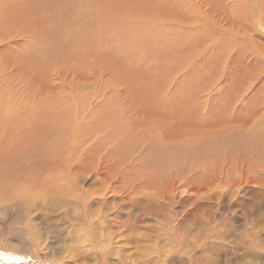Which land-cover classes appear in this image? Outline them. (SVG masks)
Listing matches in <instances>:
<instances>
[{
	"label": "rangeland",
	"instance_id": "1",
	"mask_svg": "<svg viewBox=\"0 0 264 264\" xmlns=\"http://www.w3.org/2000/svg\"><path fill=\"white\" fill-rule=\"evenodd\" d=\"M24 1L26 0H0V6L3 5L6 10L8 9L11 11L13 9L12 5H14L15 10L17 7H21L20 9H22ZM71 1L74 3L73 6L81 7V5H79L81 0ZM88 1L91 2V0ZM263 1L264 0H255L258 5L252 3L251 0H101V4L98 1L94 2L96 6L89 7L86 4L83 6L85 8L83 13L85 14L86 12V14L82 16L81 21L85 17L87 22L86 20L82 21L81 27L83 29L81 32L79 33L75 30L78 27V24H76L75 28L72 26L68 30H63L64 35L61 36V41L64 44H68L66 41H73V44L70 45L71 49L68 47V51L76 52L78 48V53H80L82 43L80 44L78 42L80 39L79 37H83L85 34L89 36L88 32L83 30H87L88 26H93L96 29L91 32V35H94L92 38L97 40L99 37L98 34L102 36L103 45H100L99 49L107 51L102 52L99 58L101 61L93 63L97 57L95 56L96 54L92 55L87 53V56L78 58V56H70V53L67 52L62 54L59 58V62L52 66L51 63L48 62L51 58L49 49H46L41 52L46 62L43 68L39 70L30 65L25 66L23 62L20 63L19 54L21 52L28 53L33 51V47L37 44V33L31 35L34 31L41 28H48L49 26L53 29L52 22H37L39 16H43L45 19L52 21L51 15L55 14V18L57 19L58 10L62 12L60 10L62 7L61 5L56 4V6H53L51 0L45 1L39 8L35 6L33 10L26 13L24 17L23 15L16 16L18 20H20V24L15 26L11 25L9 27L7 25L1 26L0 24V116L4 112V110H1L2 108H15L16 105L19 107L34 105L37 97L41 94L42 96L40 97H45L44 99L48 97L57 99L63 95H69L70 99L74 102L75 111L73 110V113L78 120V124L83 120L84 123L88 122L92 111L97 106L101 103L110 105L114 103L112 100H116L117 106L120 107L121 111L123 109L124 111L126 110L125 113H127V115L129 113L131 116H128L130 118L132 117L131 119H137H133V121H136V123L132 121L134 124H137L138 120L144 121L142 119L144 118L143 116H150L152 111L142 106L143 102L141 99L137 98L138 100H136V98L132 97V91L127 80L117 76V71H114L117 69L104 64L103 60H105V56L110 62L115 60L112 56H116L122 60V67H128L126 79H136L134 83L139 84L140 87L134 89L139 90L141 93L151 91L150 94L152 96L163 98L162 106L164 107L173 106V102L174 100L177 101V97H181L182 99L185 97L188 100L187 102L183 100L185 106L183 103V106L181 105L183 109L181 111L183 119L182 117L179 119L173 118L174 120L170 118V121H173L169 123L168 116L166 117L168 119L165 118V121L168 120L166 123L163 118L162 122H160L161 124H157L159 128L155 129L157 133H154V140L158 138L168 147L171 145L170 147L174 146L177 148L181 146V142L184 141L182 139H185V137L192 136L198 139L197 137L200 136L199 138L201 139L204 131L208 130V127L211 128V124L208 125L205 121L206 117H209L214 111H212V109H215L220 102H222V104L225 103L226 106L224 109H227V111L221 109L222 115H220L222 119L218 122V127L224 128L225 126H229L230 129H236L238 127L239 130L248 132L250 130L249 128L264 115V104L262 101L264 98V11L261 10L258 12L255 7H260ZM232 3H239L240 8L236 9V6H232ZM73 6L70 10L62 12L68 15L70 19L76 17ZM2 15L0 7V16ZM257 15L259 17H257ZM258 21L262 23L258 25ZM12 22L17 21L14 20ZM24 27L28 28L23 30L22 28ZM42 31L43 30H41V32ZM205 31L206 33H204ZM192 35L194 37L193 39ZM74 38L77 41L74 40ZM227 38H229L228 41ZM88 48L90 52H94L92 46ZM74 49L76 51H74ZM54 53L53 58L57 57L56 55L58 52L54 51ZM170 54H172V58H167L171 57ZM69 56L72 61L71 64H69L70 66H67L68 64L64 63L67 62V57ZM60 59H62V61ZM96 60H98V58ZM204 60H206V64H204ZM48 64H50V67L45 68ZM169 71L171 72L168 73ZM165 72L168 73L167 77H164ZM236 80L238 81L236 82ZM228 84H230V86ZM232 85L233 87H231ZM107 86L110 87L108 88ZM240 88H242V92ZM179 92H182V95ZM178 94H180V96ZM34 96L37 97L35 98ZM217 97H219L220 100L223 98L224 101H220ZM34 98L36 100H34ZM8 100L12 103L8 102ZM258 100L262 102L259 104ZM188 102H191L190 105H188ZM227 102L228 105L226 104ZM254 104L256 107H254ZM186 106H188L187 109ZM252 106L256 112L253 111L250 114L253 108ZM80 107H84V113H81L83 110H76ZM192 107L194 109H192ZM249 107H251L250 110ZM144 110L147 112H143ZM186 110L188 113H186ZM260 111L263 112L261 113ZM254 112L257 114L253 115ZM249 115L251 117H249ZM260 115L261 117H259ZM184 118L189 119H186L189 124ZM180 119L182 121L178 122ZM184 121L187 122L189 127L184 128L185 125H187H184ZM190 121L195 124H192ZM177 123L181 126L184 125V127H181ZM78 124L75 123L74 127H72L75 132L71 131L65 136V138L70 136L74 138L68 139L67 144L64 145L61 151L53 153V157L55 156L54 158L61 159L59 161H53L54 164L45 162L44 166L40 167L45 173L43 172L44 174L42 173L40 175L42 178L39 179V181L47 184L43 178L44 176L49 179L50 183L53 180V176H68V179L66 177L67 183L71 187L69 197L74 199L80 193L77 191L83 189L90 190L92 187L99 186V183L95 182L93 178L96 174L95 171H98L102 177L104 176L103 179L106 181L110 180L112 183H109L113 184L110 186V191H112L105 194L102 201L100 200L102 203L101 206L103 207L102 209L105 211L108 209L116 211L115 217L121 218L120 222L122 223L112 221L100 234L101 236L96 238L94 242L91 241V243L84 241L83 238L79 239L78 236L80 235V231L78 230L73 232L72 239L70 240L63 241L62 239L64 238L62 236L53 235V238L50 239L53 240V242H51L52 248L48 252L49 255L59 256L62 247H66L70 252L68 255L67 253L64 254L65 264H76L77 262H82L81 260L88 261L89 264H99L100 262H104V264H159V262L163 260L160 256L162 254H169L172 257L165 255V261L171 260L173 263L179 264V258H186L191 254L195 256V254L199 255L200 252H204L203 257L195 256L198 262L194 264H212L211 260L213 259H222L225 258L224 256L229 257L231 252L234 251L235 253H239L238 245H241L244 240L248 243L250 252L256 249L255 251L260 252L264 256V143L259 149L251 148L252 150H249L250 153L237 150L234 151L233 154H228L223 150L225 152L222 153L223 151H221L222 155L220 154L221 156L219 155L218 158L214 156H202L205 159L200 158L197 160L198 162L193 159L190 161V159L187 158L186 162L182 159L183 163L180 160L178 161L179 163L175 162L171 165L169 164V167H166L168 166L167 164L163 166L161 170H156L154 167L149 168L150 165L148 162H145L142 158L145 157L144 154L148 150L146 141L143 142L145 145H143L142 142L137 144L134 147L136 148L134 149L135 151H131L129 155L122 154V152L119 153L120 150L116 146V140L104 142V140H101L102 137L98 136L100 134L96 132H91L87 135L85 133L83 134V132H79V129H76L78 128ZM173 125H175L174 127H176V129L180 128V130H182L184 128L183 130L185 133L177 135V133L171 129ZM169 127L171 130L168 129ZM193 127L197 129L195 128V130ZM191 128H193L192 131ZM238 128L236 130H238ZM168 130H170V132ZM167 131L169 135H167ZM172 132L174 135H172ZM175 134L177 136H175ZM160 137L163 138V140ZM176 144L179 145L177 146ZM68 149L70 150L68 151ZM138 151L141 152L139 153ZM136 156L139 159H137ZM139 156L142 157L140 158ZM42 158H44V160ZM45 160L47 159L41 156V161ZM66 160L75 163L78 162L82 167L77 171L73 170L69 172L66 167ZM136 162L140 167H136ZM202 163L205 164L203 165ZM140 168H143V170ZM114 171L117 172L114 173ZM69 173L74 175L72 176ZM69 175L71 176L69 177ZM73 178H76V182L73 181ZM128 178L131 179L134 183L133 185H135L134 194L132 195L131 193L129 196L131 200H133V203L134 201L135 203L130 208L132 213L128 212L127 215V213H121L116 208L120 200L118 194L121 193L122 190L120 189H123L124 182H127ZM77 185L78 187H76ZM156 185L158 186L156 187ZM156 190L157 192H152ZM59 191H61V189H59ZM172 191H174V193ZM237 192H239V194ZM168 197H170V199ZM156 198H158L159 201ZM153 199L156 201H153ZM164 199L165 203L163 201ZM139 200H141L143 204L139 202ZM123 201H129V199H124ZM150 205L153 206V208ZM146 206L148 213L146 209H144ZM169 208L171 209L170 211L168 210ZM42 215L43 213L41 212L33 216L31 220L33 223L41 226L45 219L43 217L42 220ZM124 215L128 216V220L124 219ZM151 219L155 220L152 221ZM17 222V216H5L4 219L0 221V233H4L6 236L9 232L17 231L20 228ZM184 224L185 227H183ZM162 228L164 230H162ZM194 231L195 233H193ZM157 233H159V235H157ZM195 235L196 237H194ZM159 236L160 240L158 239ZM210 236L215 238L213 243L211 245L206 244L204 246L205 249L202 247L204 250L199 248L202 241ZM174 237L178 240L177 246L172 241ZM219 240L222 242L220 243L223 249L222 252L215 248V244L219 242ZM226 240L227 242H225ZM85 249L88 251L82 252V250ZM80 251L81 254H79ZM25 258L32 259L28 256ZM101 258H103V260H100ZM251 259H247V261L250 262ZM237 261H241V259L238 258ZM257 261L258 263L254 264H264V259L260 258ZM250 263L253 264V262Z\"/></svg>",
	"mask_w": 264,
	"mask_h": 264
},
{
	"label": "bare ground",
	"instance_id": "2",
	"mask_svg": "<svg viewBox=\"0 0 264 264\" xmlns=\"http://www.w3.org/2000/svg\"><path fill=\"white\" fill-rule=\"evenodd\" d=\"M45 1H48V0H26V1H24V4H23L22 9H20L21 7L20 8L17 7L16 10H15L14 5H12V7H13L12 11L7 9L9 12L6 10V8L3 5H1L0 7H1L2 14H3L2 16H0V24H1V26L7 25L9 27L11 25L12 26H15L17 24H20V20H18V18L16 16L23 15V17H24V15L26 13H28L29 11L33 10V8L35 6H37L36 8H39ZM51 1L53 2V6H56V4L61 5L62 7H61L60 10L62 12H64L65 10H70V8L74 5L73 1H71V0L70 1H68V0H56V1L51 0ZM96 1H98L101 4V0H91V2H89L88 0H81L79 2V5H81V7L80 6H73V8L75 9V13H76V17L74 19L68 18V15L60 12L59 10H58L57 19L55 18L56 17L55 14L51 15L52 21L51 20H48V19H45L43 16H39L37 22H39V23H42V22H52L53 29L49 26L48 28L38 29V30H36L37 32L34 31L31 34V35H34V34L37 33V44L33 47V51H31V52H28V53H25V52H21L20 53L19 52L20 54L17 53V54H19L20 63L23 62L24 63L23 65H25V66H27V65L29 66L30 65V66H32L34 68H37V69L41 70V68H43L44 63L46 62V60H45V58H44V56H43V54L41 52L42 51H45L46 49H49V54H50L51 58L48 60V62L51 63L52 66H53V64L59 62V58H60V56L62 54L67 53V52L70 53V56H72V57H77L78 56V58L79 57H85V56H87V53H90L92 55L96 54L95 56H97L96 59L98 58V60L95 59V61L93 63H96V61L97 62L98 61H101V59H99V58L101 57L102 52H107V51L104 50V49L103 50H100L99 49V46L100 45H103V43H102V36H100L98 34L99 37H98L97 40H94L92 38L94 35H91V32H93L96 29L95 27L88 26L87 27V30H83V31H87L89 36H86V34H85L83 37H79L80 39H79L78 42L80 44L82 43V48H80L81 49L80 53H78V48L77 47H76L77 48V51L75 50L76 48L74 49V51H76V52H73V51L72 52H69L68 51V49L70 48V45L73 44V41L72 42L66 41L69 45L66 44V43L64 44L61 41V36L64 35L63 34V30L64 31H65V29L68 30L72 26H73V28H75L76 24H78V27L75 30L78 31L79 33L81 32V30L83 29L81 27L82 21H85L86 20V22H87V19H85V17L81 21L82 16H85V14H86V12H85V14L83 13L84 10H85V8L83 6L86 5V4L89 7L96 6L94 4V2H96ZM251 2L254 3V4H257L255 2V0H251ZM220 4H221V2H220ZM234 5L236 6V9H239L240 8L239 3H237V4L232 3V6H234ZM221 7H222V4H221ZM255 7L257 8V11L258 12H260L261 10L264 11V1L262 2V5H260V7L259 6H255ZM257 17H259V16L257 15ZM256 19L259 20L258 18H256ZM14 20L17 21V22H12ZM260 21H258V23H257L258 25L262 23ZM26 28H28V27H24L22 29L23 30H26ZM41 30H43V31L41 32ZM99 30H100V28H99ZM102 31H103V29H102ZM52 33H53V35H52ZM204 33H206V31ZM193 38L194 37L192 35V39ZM228 39L229 38H227V41H228ZM74 40H76V39L74 38ZM259 44H261V43H259ZM73 46H75V45H73ZM76 46H78V45H76ZM79 46H81V45H79ZM89 46H92L94 48V52H90V50L88 48ZM30 47H29V49H30ZM218 47H219V45H218ZM53 50L56 51V52H58L57 55H56L57 57H55V58H53V54H55ZM213 55H216V54H213ZM217 55H219V54H217ZM70 56L67 57V62L64 63V64H68L67 66H70L69 64H71V61H72L70 59ZM170 56L171 57H167V58H172V54H170ZM112 57L115 60L113 62H110L106 58V56H105V60H103L104 61V64L106 66L111 67V68L113 67V68L117 69V70H114V71H117V74H118L117 76L118 77L120 76L123 79L127 80L128 84H129V86L131 88V91H132V97L136 98V100L141 99V101L143 102L142 103V106H144L145 108L150 109L152 111L151 112L152 114L150 116H147V117L143 116L144 118H142V119L144 121L138 120L137 121V124H134L133 122L136 123V121H133L134 118L131 119L132 117L130 118L128 116L130 114L128 113V115H127V113H125L126 110L124 111V109H123L121 111L120 107L117 106V104H116V100H112L114 103H112L110 105L107 104V103H104V104L101 103L99 106H97L92 111L91 117H90V119H89L88 122H85L84 123L83 122L84 120H83L80 124H78V120L75 117V114L73 113V110H74V102L70 99L69 95H63V96H61V97H59L57 99H52V97H48V98L44 99L45 97H43V98L40 97V96H42L40 94V96H38V97L36 96L37 97V100L35 99L36 97L34 96L35 97L34 100H36V101L34 102L35 104L34 103H31V104H34L32 106H28V105L25 106L24 105L22 107H19V106L16 105L17 106L16 107L14 105L15 108H9V107L7 108L6 107V108H2L1 109V110H4V112L0 116V221L3 220L5 216H13V215H15V216L18 217V222L17 223H18V227L20 226V228L17 231H12V232L7 233L6 236H5L4 233H0V264H65L64 263V257H65L64 254H66V253H67V255L69 254L70 250L68 248L62 247V251H61V253H60L59 256L49 255L48 254V252L52 248L51 247L52 246L51 242H53V240H50V239L53 238V235H60V236H62L64 238L62 240L65 241V240L72 239L73 232L75 230H78V231H80L79 232L80 235L78 236L79 239L80 238H83L84 241H88L89 243H91V241L94 242V240L96 238H98V237L101 236L100 234L105 230V228L109 225V223H111L112 221L120 222L121 218H119L117 216L115 217L116 211H111V209H108V210L105 211V210L102 209L103 207L101 206L102 205L101 201L104 199L103 196L105 194H107L108 192H111L112 191V190L110 191V186H112L113 184H111L112 182L110 180L109 181H106L105 179H103L104 176L102 177V175L98 171H95L96 174L94 175L93 178H94V181L95 182L99 183V186L98 187H94V188L92 187V189H90V190L89 189H85V190L83 189L81 191H77V192H80V193L74 199H71L69 197L70 196V193H71V190H70L71 187L67 183L68 176H65V175H63L61 177H55V176H53V180L51 181V183H50L49 179L46 176H44L43 178L45 179V181L47 182V184L44 183V182H42V181H39V179L42 178V176L40 177V175L43 172L45 173V171H42L41 170L42 168H40V167L44 166L45 162H47V163H53V161H59L61 159V158H54L55 156L53 157V153H58L59 151H61V149L64 147V145L67 144L68 139H70V138L73 139L74 138L72 136L65 138V136H67V134L70 133L71 131L72 132H75L74 128H72V127H74L75 123L78 124V128H76V129L77 130L79 129V132L81 131V132H83V134L85 133L87 135L88 133L96 132V133L100 134L98 136L102 137L101 140L102 141L104 140V142L105 141L106 142H110L112 140H116L117 141L116 146L120 150L119 153L122 152V154L124 153V154H128L129 155V153L131 151H133L134 149H136L134 147L137 144H139L141 142L143 144V142L146 141L147 144H148V150L144 154L145 157H142V156L141 157L143 158V160H145V162H148V164L150 165L149 168L154 167L156 170H161L162 167L165 166V165H167V164H168V166H166V167H169V164L171 165V164H173L175 162H178L180 160L182 161V159H184L185 162H186L187 158H189L190 161H192L191 159L196 160V161L198 159H200V158L205 159L202 156H214V157H217L218 158V156L221 154V151H223V150H225L226 153H228V154L229 153H232L233 154L234 151H237V150L243 151L244 153L245 152H247V153L249 152L250 153L249 150H252L251 148L259 149V147L264 143V141H263L264 140V115L262 116V118H260V119L258 118L259 120H257V122H255L254 125L252 124L253 126L251 128H249L250 130L248 132H243V130H239L238 127H237L238 130H236L237 129L236 127H235L236 129H234L233 127H231L233 129H230L229 126H225L224 128H221V127L219 128L218 127V124H219L218 122H220V120L222 119V117H221V115H222L221 114V109H223V111H224L225 110L224 108H225L226 105H225V103L222 104V102H220V103L217 104V101L218 100L216 101L217 106L215 104V106H216L215 109L214 108L212 109V111L213 110L214 111L209 115V117H206V120H205L206 123H208V125L211 124V128L208 127V130L204 131V133L202 134V136H204V137L201 136V139L199 138L200 137L199 135H197V136H199V137H197L198 139H195L192 136L185 137V139H182L184 141H182V142L179 141L182 144H181V146H179L177 148H175L174 146H172L174 148L170 147L171 145L169 143H168L170 145L169 147L165 143H164L165 144L164 145L158 138H157V140H154V138H155L154 133L155 134L157 133V132H155V129L156 128H159V127H157V124H159L160 122H162V119L163 118H164V122L167 123L168 120L165 121V118L168 117V116H169L168 117L169 118V121H170V118H172V119L173 118H176V119L178 118L179 119L180 117H182L181 111L183 109L181 107L183 105L185 106V103H183V100H185V102H187L188 100L183 95V97H184L183 99L181 97H177V99H176L177 101L174 100L173 106H170V107H164V106H162L163 98H161V97L158 98L157 96H152L150 94L151 91H145V93H143V92L141 93L139 90L134 89V88H139L140 86H139L138 83H134V81L136 79H134V80L126 79L127 78L128 67H125L124 68V67L121 66L122 60L119 57H116V56H112ZM259 57H261V56H259ZM215 58H216V56H215ZM60 60L62 61V59H60ZM205 61L206 60H204V62ZM204 62H202V63H204ZM206 63L207 62H205L204 64H206ZM208 65H209V63H208ZM47 67H50V64H48V65L45 66V68H47ZM199 67H200V65H199ZM201 70H203V69H201ZM170 72L171 71H169L168 73H170ZM168 73L165 72L164 77H167ZM111 74H112V72H111ZM168 77H170V76H168ZM231 79H232V77H231ZM231 79H229V80H231ZM237 81L238 80H236V82ZM99 82H100V80H99ZM228 85L230 86V84H228ZM231 87H233V85ZM234 87H235V85H234ZM236 88H237V86H236ZM219 90H222V89H219ZM241 90H242V88H240V91ZM47 93H48V91H47ZM180 94L182 95V92ZM180 94H178V95L180 96ZM234 94H236V93H234ZM187 98H189V97H187ZM232 98H233V96H232ZM217 99H219V97H217ZM221 99L222 100H220V99L219 100L220 101H224L223 98H221ZM105 101H107V100H105ZM262 101H263V104H264V98L262 99ZM262 101H260V102H262ZM8 102L12 103L9 100H8ZM225 102H226V100H225ZM258 102H259V100H258ZM260 102H259V104H260ZM182 103H183V105H182ZM190 103L188 105H190ZM230 103H232V102H230ZM226 104L228 105V102ZM250 104H252V103H250ZM21 105H23V104H21ZM187 107L188 106H186V109H187ZM254 107H256L255 104H254ZM254 107L252 109H251V107H249V110L250 109L252 110L251 112L249 111L250 114L253 111H255L254 110ZM83 109H84V107H82V108L80 107V108H78L76 110L79 111V110H83ZM192 109H194V108L192 107ZM192 109H191V111H192ZM230 109H232V108H230ZM208 110H209V108H208ZM191 111H190V113H191ZM195 111H197V110H195ZM225 111H227V109ZM242 111H244V110H242ZM257 111H258V109H257ZM82 112L84 113L85 111L83 110V111H81V113ZM143 112H145V110ZM255 112L253 113V115L254 114L255 115L257 114ZM186 113H188V111ZM188 115H190V114H188ZM223 116H224V114H223ZM249 117H251V116L249 115ZM259 117H261V115ZM168 118H166V119H168ZM182 119H183V117H182ZM184 119H185V121H187L186 119H188V118H184ZM134 120H137V119L135 118ZM172 121H170L169 123H171ZM179 121H182V120L180 119V120H178V122ZM185 121H184V125L187 124V122H188V121L187 122H185ZM192 121H193V119H192ZM192 121H190V122L192 123ZM244 121H243V123H244ZM254 121H256V120H254ZM196 123H198V122H196ZM172 124H174V123H172ZM177 124H179V123H177ZM188 124H189V122H188ZM188 124L185 125V127H184V125L183 126H181L180 124L179 125L181 127L187 128V127H189ZM192 124H195V123L193 122ZM212 124H214V125H212ZM225 125H227V124H225ZM174 126L175 125H173L171 127V129L174 132H176L177 135L178 134H181V133H183V134L185 133V131L183 130L184 128L183 129L181 128L182 130H180V128L176 129V127H174ZM163 128H165V127H163ZM193 128H191V131H192ZM168 129H170V127ZM170 130H168V131L170 132ZM161 132H163V131H161ZM169 132H168L167 135H169ZM172 133H170V134H172ZM172 135H174V133ZM177 135L175 134V136H177ZM90 137H91V135H90ZM161 139L163 140V138H161ZM143 145H145V143ZM140 146H141V144H140ZM69 150L70 149H68V151ZM115 150H117V149H115ZM225 151H223L222 153H224ZM122 154H121V157H122ZM41 156L42 157H45L47 160L41 161ZM137 156H136V158H137ZM121 157H120V160H121ZM239 158H241V157H239ZM42 159L44 160V158H42ZM137 159H139V158H137ZM135 161H136V159H135ZM196 161H195V163H196ZM65 162H66V167L69 170V172H71L73 170H76L77 171V170H79L82 167L80 164H78V162L75 163V162L67 161V160ZM145 162H143V163L145 165H147ZM139 163H140V161H139ZM143 163H142V165H143ZM182 163H183V161H182ZM192 163H191V165H192ZM96 164H97V162H96ZM107 164H109V163H107ZM137 164L138 163L136 162V167H140ZM106 167H107V165H106ZM140 169L143 170V168H140ZM39 170H41V171H39ZM109 170H107V171H109ZM144 170H146V169H144ZM115 172H117V171H114V173ZM145 173H147V172H145ZM175 173H177V172H175ZM69 174H71L72 176L74 175L72 173H69ZM71 175H69V177ZM160 176H162V175H160ZM66 177H67V179H66ZM129 178H131V177H129ZM129 178H128V181L127 182H124L125 184L123 185V189L122 188L120 189L122 191H121L120 194H118L120 200L118 202V207L116 208L121 213H127V215H128V212L129 213H132V211H130V208L135 203V201L133 203V200H131V197H129L131 195V193H132V195L134 194L133 192L135 190V187H134L135 185H133L134 184L133 181H131V179H129ZM75 179L76 178H73V181H75ZM152 180H153V178H152ZM152 180H151V182H152ZM109 182H111V183H109ZM146 182H147V180H146ZM166 182H167V180H166ZM48 183H50V184H48ZM141 184H144V183H141ZM78 185L76 187H78ZM157 186L158 185H156V187ZM151 187H149V188H151ZM153 187H154V185H153ZM144 188H146V187H144ZM59 189H61V191H59ZM171 189H172V187H171ZM166 191H168V190H166ZM174 191H172V192L174 193ZM152 192H157V190L156 191H152ZM254 192H256V191H254ZM237 193L239 194V192H237ZM152 198H153V196H152ZM158 198H156V199L158 200ZM168 198L170 199V197H168ZM209 198H210V196H209ZM124 199H127V200L129 199V201H123ZM204 199H206V198H204ZM134 200H136V199H134ZM154 200L155 199H153V201ZM163 201L165 203V199ZM139 202H141V200H139ZM170 202H171V200H170ZM177 202H179V201H177ZM151 207L153 208V206H151ZM191 207H192V205H191ZM146 208H147V206L144 209H146ZM168 210L170 211L171 209L169 208ZM198 210H199V208H198ZM41 212L43 213L42 220H43V217L45 219L42 222L43 224L41 226H39V225L33 223V221L31 220V218L33 216H35V215H38ZM146 212H147V209H146ZM133 213H135V212H133ZM20 214H21L22 217L20 216ZM155 214H158V213H155ZM118 215H119V213H118ZM164 215H166V214H164ZM123 217H124L125 220H128V216L124 215ZM241 217H243V216H241ZM171 219H173V218H171ZM151 220H150V222H151ZM153 220H155V219H153ZM213 221H214V219H213ZM193 222H195V221H193ZM120 223H122V222H120ZM216 225H218V224H216ZM169 226H167V227H169ZM183 227H185V224H184ZM162 230H164V229L162 228ZM207 231H209V230H207ZM155 232H156V229H155ZM158 232H159V230H158ZM196 232H197V230H196ZM193 233H195V231ZM151 235H152V233H151ZM157 235H159V233H157ZM160 236H161V234H160ZM160 236L158 238L159 240H160ZM154 237H156V236H154ZM163 237H165V236H163ZM194 237H196V235ZM245 237H246V235H245ZM174 238L172 239V241L177 246L178 240H177V238H175V239ZM214 239L215 238L213 236L207 237L204 240L202 239L203 241H202L201 246L199 248L203 249L206 244H210L211 245L213 243ZM156 240H157V238H156ZM169 240H171V239H169ZM190 241H191V239H190ZM157 242H158V240H157ZM225 242H227V240ZM220 243H222V242H220V240H219V242H217L215 244V248L218 249L220 252H222L223 249H222V246H221ZM183 244H185V243H183ZM238 246H239V248H238V252L239 253H235V251L233 250L234 252H231V254L229 255V257L224 256L225 258H222V259H213V260H211L212 264H231V263H234V264H251L250 262H253V264H254V263H258L257 260H259L260 258L261 259H264L263 254H261L258 251H255L256 250L255 249L256 248L255 245H254L255 248L253 247L255 249V250L253 249L254 250L253 252H250L249 251V245L244 240H243V243L241 245H238ZM238 246H236V247H238ZM209 247H211V246H209ZM172 248H174V247H172ZM178 248H180V247H178ZM164 250H166V249H164ZM190 250H192V249H190ZM86 251H88V250H86V249L85 250H82V252H86ZM160 251H161V249H160ZM180 251H182V250H180ZM167 253H168V251H167ZM79 254H81V251L79 252ZM178 254H179V252H178ZM165 255L166 256L168 255V257L170 256L169 254H162L160 257H162L163 260H161V261H163V262L160 261L159 264H175L171 260L165 261ZM203 255H204V252H200L199 255H196L195 254L196 257H203ZM27 256L29 258H32V259L25 258ZM195 256H194V254H191L190 256H187V257L185 256L186 258H184V257L181 256L182 259L178 257L179 258L178 259L179 260L178 262H179V264H194V263L198 262L196 260ZM170 257H172V256H170ZM213 258H215V257H213ZM238 258L241 259V261H237ZM249 258L250 259L252 258L250 262L247 261V259L250 260ZM100 260H103V258H101ZM81 261L82 262H77L76 264H89L88 261H83V260H81ZM157 261H159V260H157ZM85 262H87V263H85ZM152 263H154V262H152ZM99 264H104V262H100ZM124 264H126V263H124Z\"/></svg>",
	"mask_w": 264,
	"mask_h": 264
}]
</instances>
